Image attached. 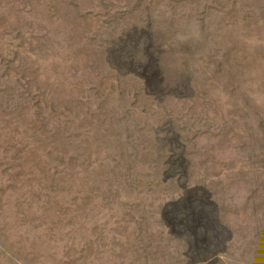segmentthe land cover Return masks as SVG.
<instances>
[{
  "label": "rangeland",
  "instance_id": "rangeland-1",
  "mask_svg": "<svg viewBox=\"0 0 264 264\" xmlns=\"http://www.w3.org/2000/svg\"><path fill=\"white\" fill-rule=\"evenodd\" d=\"M0 264H264V0H0Z\"/></svg>",
  "mask_w": 264,
  "mask_h": 264
},
{
  "label": "bare ground",
  "instance_id": "bare-ground-1",
  "mask_svg": "<svg viewBox=\"0 0 264 264\" xmlns=\"http://www.w3.org/2000/svg\"><path fill=\"white\" fill-rule=\"evenodd\" d=\"M177 202V201H176ZM161 209V208H160ZM188 256V255H187Z\"/></svg>",
  "mask_w": 264,
  "mask_h": 264
}]
</instances>
